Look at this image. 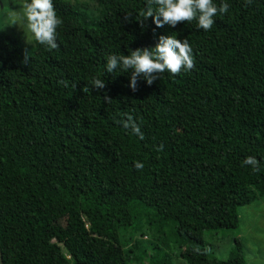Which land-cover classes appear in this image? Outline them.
I'll return each instance as SVG.
<instances>
[{
  "label": "trees",
  "instance_id": "1",
  "mask_svg": "<svg viewBox=\"0 0 264 264\" xmlns=\"http://www.w3.org/2000/svg\"><path fill=\"white\" fill-rule=\"evenodd\" d=\"M92 1L95 16L53 0L63 20L56 49L0 31V264H129L136 255L172 264L135 238L151 226L186 264H245L237 239L216 260L203 235L236 229L237 209L264 196V0H227L209 31L197 20L141 22L147 0ZM162 35L187 38L192 70L151 85L140 77L135 92L130 72H106L110 55L154 48ZM94 77L103 90L91 88ZM124 113L144 140L117 123ZM161 119L168 131L149 132ZM249 156L258 172L243 163ZM73 216L87 230L42 248L40 232Z\"/></svg>",
  "mask_w": 264,
  "mask_h": 264
},
{
  "label": "clouds",
  "instance_id": "2",
  "mask_svg": "<svg viewBox=\"0 0 264 264\" xmlns=\"http://www.w3.org/2000/svg\"><path fill=\"white\" fill-rule=\"evenodd\" d=\"M246 2L251 3L252 0H246ZM229 8L230 4L227 0H220L219 4L214 0H147V7L139 14L142 17L139 20L143 22L152 18L157 28L164 25L175 28L181 22L197 20L198 28L209 31L215 23L214 17L227 14ZM21 14L27 21L28 30L40 45H45L49 49L58 48L57 29L62 25L63 20L58 17L53 0H30L22 6ZM194 66L193 50L187 38L181 41L176 35H162L154 48L130 50L127 56L110 55L105 68L107 73L117 69L130 72V89L135 92L138 90L137 82L140 77L151 85L165 71L175 76L182 70L184 72L192 70ZM105 86L104 80L98 77L92 78L91 88L99 91ZM85 91H90V88L86 87ZM104 101L111 103L112 100L105 95ZM123 115L126 119L118 120L117 123L124 129H130L131 133L140 140H144L145 135L136 119L129 113ZM162 150L163 146L157 149V151ZM243 163L250 165L254 172L259 171V161L254 157H246ZM134 167L142 171L144 164L137 161Z\"/></svg>",
  "mask_w": 264,
  "mask_h": 264
},
{
  "label": "rangeland",
  "instance_id": "3",
  "mask_svg": "<svg viewBox=\"0 0 264 264\" xmlns=\"http://www.w3.org/2000/svg\"><path fill=\"white\" fill-rule=\"evenodd\" d=\"M79 6L90 16H95L98 7L92 0H65ZM23 0H0V31L7 36L17 38L24 45H32L31 32L27 28V21L22 17L21 9ZM168 131V123L158 120L157 124L149 130L156 134H165ZM116 200L123 197L116 194ZM238 225L236 229H222L215 233H205L203 240L209 255L216 260L228 258L234 246L233 240L237 239L242 247V255L245 264H264V196L256 198L248 206L237 209ZM145 229V228H144ZM142 230L136 239L152 242L159 246L164 255L169 257L172 264H186L178 256L173 242L166 237L165 230L161 227H150ZM87 230V224L76 217L61 218L40 232V244L42 248L50 245L60 246L61 242L73 234H81ZM163 232L164 234L160 233ZM140 232V231H139ZM148 249L146 253H148ZM129 264H147L146 259L140 256L130 257Z\"/></svg>",
  "mask_w": 264,
  "mask_h": 264
}]
</instances>
